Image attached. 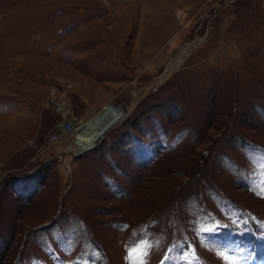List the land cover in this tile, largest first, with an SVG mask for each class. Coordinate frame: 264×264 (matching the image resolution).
Instances as JSON below:
<instances>
[{
	"label": "rangeland",
	"instance_id": "1",
	"mask_svg": "<svg viewBox=\"0 0 264 264\" xmlns=\"http://www.w3.org/2000/svg\"><path fill=\"white\" fill-rule=\"evenodd\" d=\"M0 264H264V0H0Z\"/></svg>",
	"mask_w": 264,
	"mask_h": 264
},
{
	"label": "bare ground",
	"instance_id": "2",
	"mask_svg": "<svg viewBox=\"0 0 264 264\" xmlns=\"http://www.w3.org/2000/svg\"><path fill=\"white\" fill-rule=\"evenodd\" d=\"M182 52H184V50ZM106 115H108V117H105L104 119V116ZM121 115H123L122 111L113 108H107L106 111H104L101 115L96 114L85 124H79L77 130L80 131L75 135V140L79 150L88 151L95 148L97 139L100 136L102 137L103 134L107 133V130L112 124L119 122L122 118Z\"/></svg>",
	"mask_w": 264,
	"mask_h": 264
},
{
	"label": "built area",
	"instance_id": "3",
	"mask_svg": "<svg viewBox=\"0 0 264 264\" xmlns=\"http://www.w3.org/2000/svg\"><path fill=\"white\" fill-rule=\"evenodd\" d=\"M60 108H61L63 117L68 120V118L70 117V113L66 111L62 105H60ZM77 128H78V125L76 123H74L73 121H69L65 123L64 125H62V132L64 134L74 133L76 132Z\"/></svg>",
	"mask_w": 264,
	"mask_h": 264
}]
</instances>
